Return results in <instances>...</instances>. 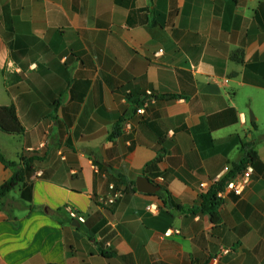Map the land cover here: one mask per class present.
<instances>
[{"label":"crops","instance_id":"0c3cea01","mask_svg":"<svg viewBox=\"0 0 264 264\" xmlns=\"http://www.w3.org/2000/svg\"><path fill=\"white\" fill-rule=\"evenodd\" d=\"M11 104L25 131L0 153L35 161L2 199L0 264H264V0H0ZM242 161L219 223L189 211Z\"/></svg>","mask_w":264,"mask_h":264},{"label":"trees","instance_id":"16d2710c","mask_svg":"<svg viewBox=\"0 0 264 264\" xmlns=\"http://www.w3.org/2000/svg\"><path fill=\"white\" fill-rule=\"evenodd\" d=\"M0 130L9 134L24 133L25 127L18 116L15 105L13 104L0 105ZM246 147L247 146H245V148ZM246 157L251 159L253 158V155L251 152L247 151ZM0 159L7 166L12 167L14 169V173L11 179H9L0 186V208H1L4 205L2 199L19 183L24 181L26 168L32 166L35 159L34 157H27L22 155L19 161H8L1 153H0ZM246 164L247 161H242V163L236 165L232 171L233 172L235 170L240 171L245 167ZM149 166L150 165H148V167ZM227 179L228 177L226 176L222 180L214 182L207 192L201 193L199 201L196 202V204L193 207L189 208V211L193 214L198 212L207 213L210 215L211 219L215 223H219L220 222L219 208L223 202V198H221L218 194L220 191H222L225 188ZM162 199L164 200L165 204L166 203H170L172 205L174 204L168 192L162 193ZM183 210L185 209L183 208Z\"/></svg>","mask_w":264,"mask_h":264},{"label":"built area","instance_id":"2783aa9c","mask_svg":"<svg viewBox=\"0 0 264 264\" xmlns=\"http://www.w3.org/2000/svg\"><path fill=\"white\" fill-rule=\"evenodd\" d=\"M162 52V50L159 51V53ZM151 93V92H149ZM148 104V100L145 101L141 106L137 108V113L142 114L145 111V106ZM225 172H228V179L226 182L225 188L219 192V196L223 198L225 196V193H235L237 195H242L245 191L247 185L249 184L252 174H253V166L251 164L247 165L245 168L241 169L240 171L231 172L230 166H225L224 169ZM119 193H122V191H119ZM70 215L73 218H77L81 222H85L86 219L83 215L79 214L77 211L71 210ZM169 234V231L166 232V235ZM230 252L229 248H224L222 250V254H227ZM219 256H216L211 264H218Z\"/></svg>","mask_w":264,"mask_h":264},{"label":"water","instance_id":"95a60500","mask_svg":"<svg viewBox=\"0 0 264 264\" xmlns=\"http://www.w3.org/2000/svg\"><path fill=\"white\" fill-rule=\"evenodd\" d=\"M137 187L140 191L154 193L158 189H160V186H157L153 181H151L149 178L145 176H140L137 179Z\"/></svg>","mask_w":264,"mask_h":264}]
</instances>
